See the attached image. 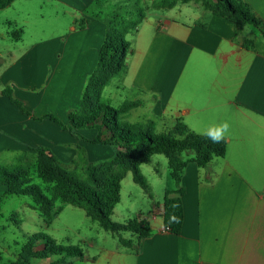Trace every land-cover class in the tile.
I'll list each match as a JSON object with an SVG mask.
<instances>
[{"label":"crops","instance_id":"0c3cea01","mask_svg":"<svg viewBox=\"0 0 264 264\" xmlns=\"http://www.w3.org/2000/svg\"><path fill=\"white\" fill-rule=\"evenodd\" d=\"M36 1L16 0L0 10V29L9 27L0 39L19 51L1 65L12 49L0 48V83L4 89L12 88L14 98L30 114L0 96V163L7 158L18 161L34 147H47L67 166L76 160L77 148L107 147L74 137L50 118L68 124L69 114L79 108L105 32L100 23L83 15L92 0H53L64 7L73 3L81 13L69 27L71 34L47 35L24 46L30 22L35 24L33 30H48L41 25L43 18L32 20L27 12L26 5ZM240 1L264 21V0ZM191 3L183 4L192 8L185 20L168 13L183 11L179 5L146 14L138 31L129 35L132 53L126 71L114 89L107 91V86L103 93L108 92L111 101L120 96L118 107L141 103L126 115L133 124L154 121L142 118L146 112L156 120L180 119L201 135L197 130L206 135L227 124L223 136L227 153L205 168L190 162L185 169V220L180 235L166 230L163 199L154 206L152 235L138 249L119 243L102 250L104 256L94 259L98 264H264V37L258 29L253 38L247 37V26L238 31L229 20ZM11 10L14 17L9 16ZM10 27L23 34L11 36ZM133 113L144 121H129ZM78 134L93 140L98 131ZM101 138L109 139L110 133L104 130ZM99 157L103 156L89 159ZM171 189L169 184L165 192Z\"/></svg>","mask_w":264,"mask_h":264},{"label":"trees","instance_id":"16d2710c","mask_svg":"<svg viewBox=\"0 0 264 264\" xmlns=\"http://www.w3.org/2000/svg\"><path fill=\"white\" fill-rule=\"evenodd\" d=\"M15 1L0 0V10L9 8ZM133 1L139 0H94L98 7L106 4L112 7L107 14L103 11L92 14L103 21L106 27L97 67L88 80L79 108L69 114L68 124H63L50 115L54 122L74 137L91 144L113 147V159L97 164L90 163L84 158L85 149L80 148V160L86 174V178L82 179L65 168L51 149L34 147L26 154L36 157L37 176L50 186L49 195L32 184L31 170L25 166L0 165V185L5 189L4 196L32 197L48 223L52 222L61 209L60 207L56 210L58 204H69L83 209L89 218L117 237L122 246L138 249L141 242L153 233L150 221L140 219L119 223L111 219L121 201L122 181L127 173L131 172L134 182L153 198L148 181L141 172V165L150 163L155 155H164L167 158L174 188L165 192L163 219L170 233L180 235L185 220V190L182 186L185 169L190 162L205 168L215 158L225 157L228 143L224 137L219 142H214L208 134L195 133L180 119L170 132L157 133L154 121L133 124L126 120V115L141 103L125 102L116 108L103 99L104 89L127 69V58L132 53V46L126 36L135 34L146 17L145 10L137 4L132 5ZM190 1L183 0V3ZM176 2L161 0L159 5L162 9H168L175 7ZM202 6L213 15L235 24L238 31L246 26H253L264 37V21L246 3L240 0H202ZM16 32L21 34V31ZM245 43L248 46L251 41ZM1 95L8 97L21 112L30 115L23 104L14 98L12 88L7 87ZM88 129L98 131L95 139L87 140L78 134V131ZM104 130L110 133L109 139L102 140ZM1 202L2 199L0 204ZM11 220L17 225L22 224V220L16 215H12ZM123 232L135 233L137 242L123 238ZM50 258H55L51 264H76L69 263V259L84 260L85 255L80 247L60 244L53 237L40 233L27 237L21 252L10 264H32L34 259Z\"/></svg>","mask_w":264,"mask_h":264},{"label":"rangeland","instance_id":"374dc122","mask_svg":"<svg viewBox=\"0 0 264 264\" xmlns=\"http://www.w3.org/2000/svg\"><path fill=\"white\" fill-rule=\"evenodd\" d=\"M73 1L74 0H72V2ZM176 1V5H179L178 9L183 7L182 9L184 10L181 12L168 11V13H170V15L175 18L185 20L187 13H190L192 8L183 6V0ZM160 2L161 0H139L138 2L133 1L131 4L139 5L145 10L146 14L150 13L151 15L162 11L159 10L162 9L159 5ZM190 2H192L194 5H199L200 7L202 6V0H191ZM74 6L75 5L72 3L70 6L64 7L61 3L53 0H37L31 4L28 3L26 5V9L27 12L29 11L32 13L31 19L36 20V18H43V20L40 21L42 22L41 25L45 27V30H48L47 33L33 30L35 24L30 22L27 25L25 31L26 34L24 33V46L30 45L37 39L41 40L47 35H50L49 37H53L58 34L70 35V25L74 24V21H76V19L81 16V13L76 11ZM111 10L112 7L110 4L98 7L94 4V0H92L89 6L84 10L83 15H85L87 18L94 19L97 21V23H100L103 26L105 32V23L99 19H96L92 14L99 11H103L105 14H107L111 12ZM15 15L16 14L13 12V10L9 12V16L14 17ZM17 20L22 22L23 19L19 18ZM20 29L23 28L19 27L18 30ZM5 30H9V27L3 26L0 29V33L4 32ZM10 30H14V33L12 32L13 34L11 35L13 36L16 34L17 28L10 27ZM254 31L257 33L258 30L254 27L247 26V28L244 30V34L247 37L253 38ZM129 35L131 36V34ZM129 35L126 36L127 40L130 39ZM6 45L9 46L6 47ZM0 48L12 49L11 54L5 53V56L2 58L1 65L10 62L12 56H16L19 53V51L12 46L11 42L3 43L1 39ZM117 79L118 78H115L113 80L114 82H111L113 84L108 85L109 88H107V91H109V89L115 88V85L118 81ZM3 89L4 87L0 83V93ZM107 93L108 92L103 93V99L109 101L110 99ZM120 101L121 97L118 96L114 98V101L111 102L114 107H118ZM143 116L144 117L142 118L144 119L150 118L156 121L157 133H168L176 124L174 119L166 118L168 119L166 121H162L161 119L156 120L154 119L153 113L151 112H146ZM129 121L138 122L144 120L140 118L139 114L133 113L130 116ZM197 131L205 134V131H202L201 129ZM93 147L96 148V146H90L89 150H85L86 153L84 154V158L90 163L97 164L99 162L110 161L113 159L115 154L113 147L99 146L97 147L98 151ZM79 149H76V160L73 162H67V166H65V168L79 175L82 179H85L86 174L85 170L83 169L84 164L80 160ZM97 155L103 157H99L93 161H90V156L93 157ZM187 158H191V156H187ZM62 163L63 165L66 164L64 162ZM86 164L88 163H85V165ZM0 165L29 167L33 177L32 184L39 186L46 192V194L49 195L50 186L44 183L37 176L36 157L32 154H26L23 158L15 162H11V160L7 158L1 162ZM141 172L148 181L153 198H151L145 190H143L138 184L134 182L132 173L128 172L122 181L121 201L116 206L111 217L114 222L124 223L129 220L140 219L153 221L154 202H163L165 189L169 184L174 188V182L171 178L169 163L164 155L153 156L150 163L141 165ZM4 193L5 189L3 193H0V199H2L0 204V264H10L12 261H14L17 258V255L21 252L23 244L27 241V237L34 234L44 233L56 239L60 244L80 247L84 252L85 259L82 260L81 258H71L68 261L69 263L76 264H98L97 261H94V259H96V257L99 255H101V258L104 256L105 253H103L102 250L113 249L119 244V239L117 237L113 236L112 233L105 231L98 222H95L89 218L85 211L81 208L69 204H58L56 210L60 209V207L61 209L54 217L52 222L48 223L44 215L37 209L32 197L4 196ZM12 215H16L17 218H20L22 220V224L17 225L15 221H12ZM122 236L127 240H136V234L132 232H123ZM54 259L55 258L44 260L34 259L32 264H51Z\"/></svg>","mask_w":264,"mask_h":264},{"label":"clouds","instance_id":"9594fccd","mask_svg":"<svg viewBox=\"0 0 264 264\" xmlns=\"http://www.w3.org/2000/svg\"><path fill=\"white\" fill-rule=\"evenodd\" d=\"M227 128V124H224L209 132L208 135L214 142H219L223 138L225 132L227 131Z\"/></svg>","mask_w":264,"mask_h":264},{"label":"built area","instance_id":"2783aa9c","mask_svg":"<svg viewBox=\"0 0 264 264\" xmlns=\"http://www.w3.org/2000/svg\"><path fill=\"white\" fill-rule=\"evenodd\" d=\"M167 230V229H166ZM168 231V230H167Z\"/></svg>","mask_w":264,"mask_h":264}]
</instances>
